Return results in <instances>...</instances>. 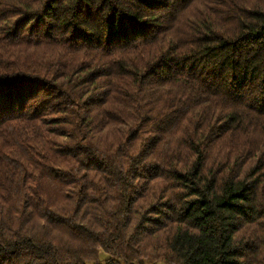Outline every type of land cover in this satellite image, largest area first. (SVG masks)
<instances>
[{"label":"trees","instance_id":"trees-1","mask_svg":"<svg viewBox=\"0 0 264 264\" xmlns=\"http://www.w3.org/2000/svg\"><path fill=\"white\" fill-rule=\"evenodd\" d=\"M0 264H264V0H0Z\"/></svg>","mask_w":264,"mask_h":264}]
</instances>
